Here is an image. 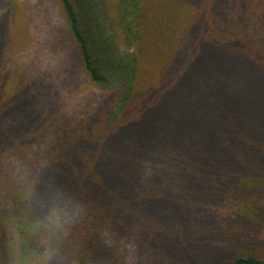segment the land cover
<instances>
[{
  "label": "trees",
  "instance_id": "16d2710c",
  "mask_svg": "<svg viewBox=\"0 0 264 264\" xmlns=\"http://www.w3.org/2000/svg\"><path fill=\"white\" fill-rule=\"evenodd\" d=\"M58 2L104 88L103 0ZM117 5L134 52L113 104L61 107L70 73L27 72L0 104V264H212L264 242V0ZM249 248L221 264H264Z\"/></svg>",
  "mask_w": 264,
  "mask_h": 264
},
{
  "label": "rangeland",
  "instance_id": "374dc122",
  "mask_svg": "<svg viewBox=\"0 0 264 264\" xmlns=\"http://www.w3.org/2000/svg\"><path fill=\"white\" fill-rule=\"evenodd\" d=\"M58 1L0 0V104L14 94L15 87L27 80L26 72L31 80H46L53 84L56 80H66L70 73L71 80L64 85L67 88L60 92L63 96L61 107L79 99H91L97 106L100 103L102 106L103 101L111 102V105L114 96L130 82L128 66H132V62L125 56L134 52V42H130V46L125 42L126 32L121 29L117 0H103L102 5H98L104 16L102 29L117 52L114 57L100 60L108 75V83L101 89L93 87L82 74L77 50L68 35ZM101 48L97 45L96 51L101 53ZM260 239H264V231ZM251 245L257 249L252 251L253 254L264 258V242L249 243L248 247L240 243L227 249L226 255L212 264L247 256L251 254ZM24 259L25 264L30 262L25 256Z\"/></svg>",
  "mask_w": 264,
  "mask_h": 264
},
{
  "label": "clouds",
  "instance_id": "9594fccd",
  "mask_svg": "<svg viewBox=\"0 0 264 264\" xmlns=\"http://www.w3.org/2000/svg\"><path fill=\"white\" fill-rule=\"evenodd\" d=\"M57 219H58V217H57ZM55 254H56V249L50 247L47 250V254H46L47 255V259L50 261L52 258H54Z\"/></svg>",
  "mask_w": 264,
  "mask_h": 264
}]
</instances>
